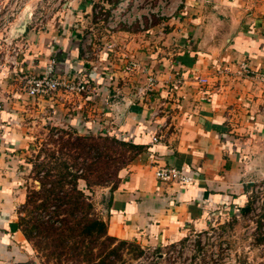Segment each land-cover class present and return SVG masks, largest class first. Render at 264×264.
Returning a JSON list of instances; mask_svg holds the SVG:
<instances>
[{
    "label": "crops",
    "instance_id": "obj_1",
    "mask_svg": "<svg viewBox=\"0 0 264 264\" xmlns=\"http://www.w3.org/2000/svg\"><path fill=\"white\" fill-rule=\"evenodd\" d=\"M38 1L27 0L10 30ZM95 1L67 0L41 27L29 20L10 72L41 75L55 60L60 78L86 74L88 92L30 97L17 76L0 75V264H40L18 225L26 195L16 183L28 144L23 119L34 105L46 107L52 126L145 146L118 172L111 193L100 188L108 193L100 210L107 234L142 248L173 245L206 230L219 208L244 210L248 184L264 179V0H181L172 19H155L145 30L119 28L112 37L115 55L102 52L96 72L95 46L110 36L92 26ZM103 1L109 8L116 0ZM86 33L94 41L89 58L82 50ZM131 55L140 68L125 73ZM240 63L254 74L241 76ZM149 74L156 76L153 90L137 96ZM158 166L180 169L194 181L160 182Z\"/></svg>",
    "mask_w": 264,
    "mask_h": 264
},
{
    "label": "trees",
    "instance_id": "obj_2",
    "mask_svg": "<svg viewBox=\"0 0 264 264\" xmlns=\"http://www.w3.org/2000/svg\"><path fill=\"white\" fill-rule=\"evenodd\" d=\"M46 158L34 156V180L19 209L18 225L34 249L57 264H113L125 246L138 245L107 234L106 221L96 213V189L118 183V172L145 149L115 135H79L50 127ZM28 211V217L22 216ZM142 250H140L141 252Z\"/></svg>",
    "mask_w": 264,
    "mask_h": 264
},
{
    "label": "rangeland",
    "instance_id": "obj_3",
    "mask_svg": "<svg viewBox=\"0 0 264 264\" xmlns=\"http://www.w3.org/2000/svg\"><path fill=\"white\" fill-rule=\"evenodd\" d=\"M7 33L8 38L18 39L10 35V30H7ZM4 40L5 33L0 32V45L5 43ZM19 58L16 65H12V53L8 52L6 47L0 48L1 77L17 76L14 73L18 72H13L11 75L10 72L12 73V68L19 63ZM45 108L42 106L41 109L34 105V113H29L23 119L27 129L28 144L22 154L23 164L17 170L16 180V183H22L20 188H22L23 197L28 188L38 185L34 180V156L39 155L40 159H45L46 152H42L43 148L57 149V146L50 143V127L70 131L66 126H52V123L50 124L46 119L48 110ZM86 134L99 135L98 132L79 135ZM105 134L108 135V133ZM261 187L263 189H260ZM247 194L248 203L244 210L238 211L232 205L217 209L215 215L210 217L211 223L206 230L193 233L184 241L173 245L154 246L155 250L153 247L125 246L119 255L112 256L113 264H264V179L250 182ZM93 198L96 213L101 217L100 210L108 199V193L98 188ZM28 214V211L21 213L25 217H28ZM30 245L40 264H57L54 258L48 260L41 249H34L31 242Z\"/></svg>",
    "mask_w": 264,
    "mask_h": 264
},
{
    "label": "built area",
    "instance_id": "obj_4",
    "mask_svg": "<svg viewBox=\"0 0 264 264\" xmlns=\"http://www.w3.org/2000/svg\"><path fill=\"white\" fill-rule=\"evenodd\" d=\"M26 2L27 0H0V32L5 33L4 47H6L8 52L12 53V65H16L20 49L16 45V39L8 38L7 30H10L12 23ZM180 3L181 0H116L115 4L109 8L105 7L103 0H96L92 3V9L89 13L92 26L100 25L103 31L110 36V39L103 45L96 44L94 51L95 60L91 70L96 72L101 68L100 55L102 52L107 55H115L117 46L112 37L119 28H129L135 25L140 30H145L152 25L155 19H172ZM65 5H67V0H39L31 13L30 21L35 26L41 27L54 9ZM83 35V54L85 58H89L88 47L93 45V36L91 33ZM125 58L126 62L122 68L123 72L132 73L140 68V60L136 56L131 55ZM54 66L55 60H51L41 75H31L21 72L14 74L17 75L22 89L30 97L52 95L58 91L82 95L89 91V77L86 74L77 73L70 79H63L55 74ZM239 68L241 76L249 77L254 74V71L247 63H240ZM155 82L156 76L149 74L146 77L145 83L137 89V96L151 92ZM200 82L205 83L206 80L200 79ZM108 98L109 96H107L106 100ZM152 141H157L156 135L152 137ZM154 176L158 181L165 183L189 184L194 181V177L188 173L170 166H158L154 172ZM260 189H263V187ZM256 191L257 189L255 188ZM151 247H153V250L156 249L154 246Z\"/></svg>",
    "mask_w": 264,
    "mask_h": 264
},
{
    "label": "water",
    "instance_id": "obj_5",
    "mask_svg": "<svg viewBox=\"0 0 264 264\" xmlns=\"http://www.w3.org/2000/svg\"><path fill=\"white\" fill-rule=\"evenodd\" d=\"M30 20V15L28 13L25 14L24 19L21 21L19 25H17L14 29L10 30V35L12 37H18L22 33H24L26 29V24Z\"/></svg>",
    "mask_w": 264,
    "mask_h": 264
}]
</instances>
